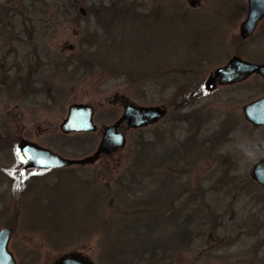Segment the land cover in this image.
Masks as SVG:
<instances>
[{"label":"rangeland","instance_id":"374dc122","mask_svg":"<svg viewBox=\"0 0 264 264\" xmlns=\"http://www.w3.org/2000/svg\"><path fill=\"white\" fill-rule=\"evenodd\" d=\"M94 1L98 8L89 13ZM194 1L116 0L109 39L116 40V54L98 63L102 50L85 41H105L93 38L96 30L102 34L98 23L110 17L100 7L112 0H0V230L14 229L9 247L17 264H54L71 251H81L97 264H157V253L170 264H264V246L256 249L262 236L256 216L264 213V200L251 199H264V190L249 175L264 156L256 149L258 142L264 146V127L248 122L242 109L264 95V78L254 74L215 91L190 88L200 79L204 84L233 55L263 63L264 19L244 40L239 28L248 13L247 0H196L197 10L190 6ZM156 2L173 6L169 9H177L179 17L148 18L150 27L140 26V16ZM29 77L33 82L25 92L21 80ZM175 99L182 105H173ZM129 101L169 104V112L143 130L123 124L126 146L95 163L23 170L22 183L14 184L24 166L17 149L20 139L83 158L95 152L103 126L115 122ZM73 103L94 107L97 132H61ZM159 134L164 138L159 150L138 148L141 137L153 142ZM129 169L138 170L141 180L148 172H174L172 180L181 181L180 189L200 186L201 199L206 196L204 202L212 204L214 199L224 216L218 234L204 226V234L192 243L186 231L181 238L172 236L177 230L164 219L150 231V223L167 206L147 199L160 182L142 190L128 183ZM228 176L236 180L232 195L207 192ZM162 184L165 190L176 189L171 178ZM242 186L248 194H236ZM181 203L175 202L177 210ZM196 205L191 202L184 209ZM226 234L232 237L229 242ZM191 243L193 247L186 246ZM171 244L177 248L168 249Z\"/></svg>","mask_w":264,"mask_h":264},{"label":"water","instance_id":"95a60500","mask_svg":"<svg viewBox=\"0 0 264 264\" xmlns=\"http://www.w3.org/2000/svg\"><path fill=\"white\" fill-rule=\"evenodd\" d=\"M248 13L239 28L240 37L244 40L253 36L259 23L264 19V0H247ZM85 13L84 9H81ZM254 74L264 77V62L259 63L233 55L226 64L217 67L207 79L205 88L215 90L218 84L227 85L242 82ZM168 113V108L162 105H139L129 101L124 104V111L112 124L103 126L102 137L93 154L83 158H70L55 152L33 140L20 139L18 150L23 169L50 170L71 165H85L95 163L103 155H110L124 148L127 136L121 130L123 124L129 128H142L157 123ZM243 114L247 121L254 126H264V95L246 103ZM95 109L88 103H73L68 108L67 116L60 124L64 134L74 132H97L99 125L94 120ZM263 145L258 142L256 149L263 150ZM253 180L264 187V157L257 160L250 170ZM14 229L5 227L0 230V264H17V259L9 247L10 236ZM55 264H97L89 256L80 252H67L61 255Z\"/></svg>","mask_w":264,"mask_h":264},{"label":"flooded vegetation","instance_id":"af4514ba","mask_svg":"<svg viewBox=\"0 0 264 264\" xmlns=\"http://www.w3.org/2000/svg\"><path fill=\"white\" fill-rule=\"evenodd\" d=\"M195 1L193 3H191L190 6L193 7L194 10H197V8L199 7V4H196ZM158 2H156V4H154L153 6H151L150 9H148L147 11H145V14H143V15L140 16V20H141L140 26L150 27V26H148V23H147L148 18H153L155 20H160L161 18L165 17L166 20L168 21L170 19L173 20L174 18L179 17L178 15L177 16L175 15V13L178 12L177 9L176 10H170L169 9L170 7H173V6L169 5L168 3L167 4H164V5H161ZM197 2H198V0H197ZM177 6H179V5H177ZM143 19H145V23L143 22ZM168 25H170V24H168ZM155 39H158V40H156L158 43H165L163 37H159V38H156L155 37ZM156 41H154V42L156 43ZM24 79L26 80V83H29V85H31L30 82L31 83L33 82L32 78H30V77L27 78V79L26 78H24ZM201 82H202V79H200L199 81H196V83L194 85H191L190 88L192 90H197L198 92L201 91V90H204V84H201L200 85ZM1 83H2V81H1ZM21 85H22V82H21ZM18 86H19V83H18ZM22 86H23V91H25V92L30 91V90H28L30 87L26 88V87H24V85H22ZM202 86H203V88H202ZM163 105L165 107L166 106L168 107V112H169V104L168 105L163 104ZM173 105H177V107H178V106L182 105V102L176 101L175 103H173ZM242 109H243V107H242ZM261 151H264V148ZM160 174H161V177L163 176L164 182H166L169 178H171V186L174 187V188H176V189H167V190H165V188H163V190H162V193L164 194V199H163L164 201L163 202H164V204L167 205L165 207L164 212H163V215H164V218L163 219L165 221V224L174 226L173 230L174 229L175 230H179V232L181 233V235H183L184 234V231H186L187 234L190 236V241L193 243V241H196L197 237L203 235L204 234V231L206 230L205 228L202 229L200 227V222H199V220H200V201L202 200L201 199V195H200V192H201L200 188L201 187L200 186H196V187H193L192 190H190V188H181L180 189L179 184L181 183V181H179V180H176V181L174 180L173 181L172 180L173 178L176 177V175H174V172H173L172 175H168L166 173L164 174L163 172H161ZM235 182H236L235 178H231L230 176H228V179H225V180H222V179L217 180L214 183V185L212 187H210L211 189H208L207 192L208 193H210V192L211 193H218L219 192L218 194L223 193L224 196H226V195H232L233 193L231 191L234 189V187H236ZM252 182L255 183V184H257V185H259L264 190V187H262L259 183H257L254 180H252ZM245 187H247V186L240 187L239 191L236 194H239L240 192H243L241 194H244V193L248 194L249 190L248 189L246 190ZM185 193H186V195H185ZM184 195H185V197H184ZM211 196H212V194H211ZM213 197H216V196H213ZM205 198H206V196L204 197V199ZM251 199H252V201L253 200H256V202H261V201L264 200V199L258 198L257 195L256 196H253V197L251 196ZM0 200H2L1 197H0ZM212 200H213V204L210 206V211L212 210V212L209 211L211 215L208 218V225L210 224L209 227H213L214 223L216 222V226H218V227L216 229H214V230L211 229V231H212V234L215 233V232H216L215 234H218V231L221 229V226L223 224V220H222L221 217H224V216L221 213H218V207H215L216 202H215L214 199H212ZM178 201L182 202L181 203L182 205L177 210V207H175L174 204H175V202H178ZM191 202L194 205L196 203H198V207L196 205L191 210L189 209L190 211H186V209H184V208H187V206ZM179 209H182V211H180ZM181 215H183V216H181ZM255 215H258V214H255ZM219 218H221L220 221L218 220ZM256 219H257L256 220L257 231H258V233L260 235L263 236L264 235V213L261 214V211H259V215L256 216ZM244 222H245L244 223V226L245 227L246 226L248 227V224L246 223V220L245 219H244ZM184 226L186 228H184ZM197 226H198V228H197ZM13 231H12V233H13ZM171 232H172L171 233V235H172L173 234V231H171ZM12 233H11V236H10V241H11ZM226 236H228L226 238L228 239L227 242H229L230 238H232V237H231V235H228V234H226ZM262 236H261L260 241H258V245L256 247L257 250H260L264 246V237L262 238ZM192 243L191 244H188V245L186 244V246L187 247L190 246V248H191L194 245ZM9 245H10V243H9ZM183 245H185V244H183ZM180 247H181V245H180ZM169 248L175 249V248H177V246L171 244V245L168 246V249ZM71 252H73V251H71ZM76 252H80V253H82L84 255H87V254H85V253H83L81 251H76ZM65 253H67V252H65ZM63 254H61V255H63ZM87 256H89V255H87ZM262 258H264V256ZM262 258H260V261H261ZM56 260H55V262H56ZM55 262H54V264H55ZM262 262H263V259H262ZM158 263L159 264H170V262L167 261V260H162V261H159Z\"/></svg>","mask_w":264,"mask_h":264},{"label":"trees","instance_id":"16d2710c","mask_svg":"<svg viewBox=\"0 0 264 264\" xmlns=\"http://www.w3.org/2000/svg\"><path fill=\"white\" fill-rule=\"evenodd\" d=\"M95 2H97V1H94L93 3L94 4H92L91 6H90V8H88V12L89 13H94L93 11V9H94V7L95 8H98V4L99 3H95ZM102 2V1H101ZM104 4V3H103ZM116 4V0H112V2L110 3V5H102V3H101V12H103L104 14H106L105 15V18L108 16L109 17V15H110V17L109 18H107L106 20H107V23H104L103 25L101 24V23H98L99 24V26H101V29H102V34H100L99 35V33H98V30H96V36L93 38V39H98V38H105V41L103 42L104 44H102V42H100L99 43V40H95V42H93V40L92 39H90V40H88V41H85V43H86V45H88V47H92L93 49L95 48V47H97V46H99V50L101 49L102 51H101V54H103V56H101L100 57V55L99 56H96L97 58H98V63H102V62H104L105 60H107V56H110V55H112V54H114L115 52H116V43H115V41L116 40H114V39H112V40H109L110 39V35H112V31H111V26H112V24H113V22H112V16L114 17V14L113 13H115V11H116V9H113L112 10V8H113V5H115ZM74 4H72L71 3V6H73ZM120 9H122V10H127V5H125V4H121L120 5ZM119 9V10H120ZM122 10H120L121 12H122ZM112 12V13H111ZM77 16L80 18V20L82 19V14L80 13V11L78 10L77 11ZM77 17V18H78ZM86 20L87 19H89L90 20V18L89 17H87V18H85ZM98 20V19H97ZM99 21V20H98ZM171 28V27H170ZM87 32H90V33H92V32H94V31H89L88 29H86V33ZM89 34V33H88ZM102 35V37H100ZM100 40H104V39H100ZM110 42V44H108L109 42ZM129 45H131V47L129 48V50L132 48V43H130V41H129V44H127V46H129ZM127 46H125L124 47V49L127 47ZM143 47H145V46H143ZM145 51H146V49H145ZM127 53H130V52H128L127 51ZM116 54V53H115ZM125 54V51H123L122 52V55H124ZM91 63V62H90ZM132 63L133 64H136V63H138V58L137 57H132ZM22 85H24V87H26V88H28V87H30V85H29V83H26V80L25 79H23L22 81ZM16 84H18V82L16 83ZM176 101H177V99H175ZM224 126V125H223ZM222 126V127H223ZM138 130H143V129H138ZM159 133H163L162 131L161 132H159ZM157 136H159L158 137V140L157 141H148V140H146V138L145 137H141L140 138V141H139V143H138V148L139 149H141V150H144L145 151V149H152V150H159L160 149V147H162L163 146V143H162V140L164 139L163 138V134H159V135H157ZM188 140H190V139H188ZM188 140H186V142L187 143H190ZM182 147V146H181ZM182 154V153H181ZM131 169H129V172H130V175H129V177H130V180H129V182L128 183H132V184H135L136 186H139L142 190L143 189H145V188H147V187H149V184L150 183H152V182H154V181H159L160 183H159V185H158V187H157V189L158 190H155V191H151V193H150V195H147V199H148V197L149 198H154V199H160V200H162V203H163V199H164V194L162 193V190H163V184H162V181H164L163 180V176L161 177V174H160V172H157V173H153L152 174V172H148V175H146V176H148L147 177V179H144V180H141V178H140V176H139V172H138V170H131ZM22 173H23V170L22 171H20L19 173H18V175H16V177L14 178V184L16 183V185L18 184V183H22V181H23V176H21L22 175ZM150 177H151V179H150ZM121 182H125L123 179H122V181ZM144 182H146V184H144ZM155 183V182H154ZM18 186V185H17ZM162 187V188H161ZM203 200V199H202ZM202 200L200 201V227L203 229L204 228V226H208V218L210 217V212H212V210L210 211V206L212 205V203H210V202H204V200H203V202L205 203V204H203L202 203ZM206 201V200H205ZM210 211V212H209ZM163 218H164V215H163V213L161 214L160 213V216H158V217H156V219L154 220V222H153V224L152 223H150V226H149V230L150 231H155V228H156V226H159L160 224V220L162 219L163 220ZM159 224V225H158ZM209 226H210V224H209ZM218 226H216V222L214 223V225H213V227H211V229L212 230H214V229H216ZM184 228H186L185 226H184ZM174 235H176V236H178V237H180L181 238V234H180V232H179V230H177V231H175V233H173L172 234V236H174ZM157 255V259L159 260V261H162V260H167V256H165L164 254H162V253H157L156 254ZM158 261V262H159Z\"/></svg>","mask_w":264,"mask_h":264}]
</instances>
